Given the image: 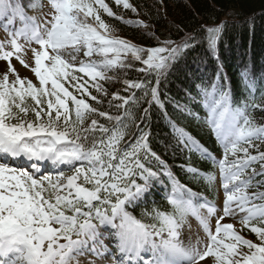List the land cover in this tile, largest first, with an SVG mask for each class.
<instances>
[{"label": "snow or ice", "instance_id": "obj_1", "mask_svg": "<svg viewBox=\"0 0 264 264\" xmlns=\"http://www.w3.org/2000/svg\"><path fill=\"white\" fill-rule=\"evenodd\" d=\"M47 2L51 12L40 22L27 16L18 0H0V19L8 18L5 30L16 19L23 22V27L10 33L7 45L0 43V61L8 62V72L0 78V264H78L86 254L110 259L111 264H264V126L251 115L261 105L236 106L231 89L221 83L222 72L210 84L196 86L199 100L191 95L189 99L206 112L203 123L222 148L219 160L170 122L183 148L201 154L218 169L225 197L218 209L180 184L151 150L150 131L141 129L144 120L136 123L132 114L145 101L144 119L152 105L163 110L160 81L193 45L168 41L145 49L114 38V29L102 14L136 27L147 26L124 21L105 0ZM112 2L136 13L130 0ZM42 7L40 0L29 5ZM223 29L220 25L206 30L213 53ZM33 44L39 50L25 48ZM27 51L38 84L20 78L11 65L15 57L29 68L22 58ZM81 53L86 59L77 65ZM129 56L143 65L136 71L153 77L154 82L124 80L127 97L114 94L108 104L121 114L98 111L88 101L102 103L98 96H107L102 82L112 80L107 73L130 67ZM9 73L15 77L11 82ZM240 76L243 88L254 97L256 81L246 70ZM92 116L107 124L91 119L85 126ZM131 127L137 134L126 141ZM6 160L22 166H10ZM45 165L61 170L43 175ZM185 170L209 185L216 180L215 175L192 167ZM161 177L171 188L164 197L170 211L154 207L138 219L129 209L151 195L154 185L163 186ZM194 200L203 202L194 205ZM189 216L198 221L204 238L186 244L182 233ZM237 217L259 243L246 239L233 223L223 222Z\"/></svg>", "mask_w": 264, "mask_h": 264}, {"label": "trees", "instance_id": "obj_2", "mask_svg": "<svg viewBox=\"0 0 264 264\" xmlns=\"http://www.w3.org/2000/svg\"><path fill=\"white\" fill-rule=\"evenodd\" d=\"M47 0H40L42 5ZM16 2V0H13ZM29 17H39L41 9H31L29 5L33 0H18ZM113 12L123 17L124 21H140L147 27H136L124 23L106 15L101 18L112 29L114 38L123 39L136 47L152 49L164 46V42H173L174 45H183L186 42L193 45L187 48L175 63L169 68L167 75L163 77L159 85L160 99L164 104L163 110L152 105L148 116L144 119V109L147 102H142L132 110L136 123L141 124L142 130L150 131L149 145L151 150L168 165L175 178L187 189L197 193L200 197H206L215 201L218 196V182L220 175L218 169L213 166L211 160L205 159L197 152H190L183 148L173 135L171 124L183 128L196 142L206 149L212 156L222 155V148L208 126L203 123L206 117L205 110L199 103H194L189 96L199 100L197 85L206 86L215 80L218 73H223L221 83L231 89L233 102L240 106L245 102H254L261 105L253 109L252 117L257 124L264 126V0H130L136 13L117 7L112 0H105ZM224 25L216 52L210 51L207 43V29ZM81 53L77 58L85 60ZM99 60V57H93ZM125 70L108 72L111 82H102L107 90V96H98L101 104L88 101L100 112H108L110 115H120L115 107L109 109V100L112 95L119 93L127 97L124 80L130 82L153 79L136 69L143 67L131 56L127 58ZM248 71L252 79L257 83L255 96L252 97L246 91L241 82V71ZM71 90V89H70ZM136 95L139 97L140 92ZM118 103V102H115ZM188 112L196 114L189 115ZM91 119H98L99 123L107 124L102 118L92 116L85 122V126ZM137 134L135 127H131L125 140H131ZM264 150V145L261 146ZM251 154H256L253 151ZM192 167L204 175H215L216 180L209 185L200 176L188 173L185 169ZM258 167V166H257ZM66 174L67 169H63ZM156 170V166L153 167ZM164 185H154L151 195L137 207L129 209L132 215L138 219L145 211H151L154 207L161 211H170V206L164 199L166 191H170V185L165 177L160 178ZM264 190V189H261ZM198 204L202 200H196ZM246 239L259 243L254 234L244 229Z\"/></svg>", "mask_w": 264, "mask_h": 264}, {"label": "rangeland", "instance_id": "obj_3", "mask_svg": "<svg viewBox=\"0 0 264 264\" xmlns=\"http://www.w3.org/2000/svg\"><path fill=\"white\" fill-rule=\"evenodd\" d=\"M43 12L44 13H42L43 14L42 18L37 19L40 22H42L43 19L48 18V14L50 13L49 8L48 7L45 8L43 10ZM0 26H2V29L0 30V43H4L6 45L9 43V41L12 38L10 33L13 32V29L15 28L16 30H19L21 27H23V25L21 23H19L18 25H14V28H12V27L7 28V30H5V28H3V23H0ZM20 43L23 44V41H20ZM34 45L35 44H33L31 46L25 45V48L28 49L29 47H35ZM5 50L7 51V50H11V49L6 48ZM22 58L29 65V68H27V69L24 68L15 57L11 60L12 67L16 70V73H18L20 78L28 79V80L32 81L34 84H38V81L36 80L34 73L32 71H30L31 67L34 66L33 59L31 56V52L27 51L26 54ZM7 72H8V62L7 61H0V78H2L3 75ZM8 78H9V82H11L12 80L15 79V77L13 75H11L10 73H9ZM5 162L9 164V162H7V161H5ZM9 165L18 167V165H11V164H9ZM20 166H22V165L19 164V167ZM23 166L26 167V165H23ZM47 166L48 165H45L42 168L41 173L44 170L45 171L50 170L52 172L56 171L55 167L52 166V167L47 168ZM49 166H51V165H49ZM58 171H60V170H57L56 172H58ZM41 173H38L36 175H40ZM50 175H51V173H50ZM224 198H225L224 192L221 191L219 199H218V203L215 204L218 209H222ZM202 215H206V213L202 212ZM238 219H239V217H237L236 219L227 218L223 222L224 223H233L234 226L240 231V234H242L244 228H242V225L237 222ZM214 223H215V220H213V224ZM101 231L103 233L107 234L106 230L101 229ZM197 238H204V234L201 230V227H200L198 221L194 217L189 216L188 220H187V224H186V226L183 230V233H182V239L187 244L189 240H191L192 242H195ZM104 243L106 245H109V247H111L109 240H105ZM90 262H91V264H111L110 259H107V258L96 259L95 257H93L91 255H87V254L85 256L79 257V259H78V264H90ZM202 264H203V262H202Z\"/></svg>", "mask_w": 264, "mask_h": 264}]
</instances>
